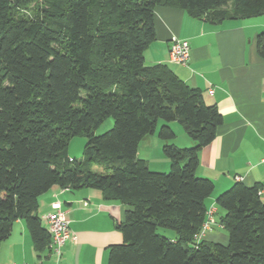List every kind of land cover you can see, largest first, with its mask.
<instances>
[{"label":"trees","instance_id":"trees-1","mask_svg":"<svg viewBox=\"0 0 264 264\" xmlns=\"http://www.w3.org/2000/svg\"><path fill=\"white\" fill-rule=\"evenodd\" d=\"M158 6L211 25L264 18V0H0V246L22 220L41 253L51 237L39 198L55 186L90 188L132 207L106 264H264L257 186L238 182L217 198L228 245L195 239L215 187L196 174L199 153L223 119L168 66L146 65ZM256 46L264 60V33ZM109 118L112 129L95 135ZM173 122L191 148L172 143ZM155 134L165 142L167 173L138 157L141 141ZM77 136L87 139L83 162L67 152Z\"/></svg>","mask_w":264,"mask_h":264},{"label":"crops","instance_id":"crops-1","mask_svg":"<svg viewBox=\"0 0 264 264\" xmlns=\"http://www.w3.org/2000/svg\"><path fill=\"white\" fill-rule=\"evenodd\" d=\"M262 19L211 25L183 10L158 6L154 18L156 39L144 55L147 66L166 65L189 87L200 89L205 103L217 106L222 116L215 139L199 153L196 174L215 186L205 202L207 212L213 210V223L202 240L224 246L229 237L221 225L225 213L217 198L240 182L250 188L257 186L264 201V60L256 46L258 36L264 33ZM174 37L189 44L186 66L170 61ZM176 124L171 123V128L188 147L189 139ZM161 141L157 134L145 137L139 144L138 157L147 162L150 170L167 173L170 162L162 153ZM54 204L61 206L75 235V240L62 248L60 257L50 245L37 253L25 222L20 220L0 246V264L107 263L108 248L123 242L117 224L125 221L126 212L132 207L105 199L100 190L55 186L39 198L38 215L44 228V218L53 211Z\"/></svg>","mask_w":264,"mask_h":264},{"label":"built area","instance_id":"built-area-1","mask_svg":"<svg viewBox=\"0 0 264 264\" xmlns=\"http://www.w3.org/2000/svg\"><path fill=\"white\" fill-rule=\"evenodd\" d=\"M190 58V47L187 41L172 38L170 45V61L172 63L186 66ZM72 161V159H71ZM264 164V158L262 160ZM260 194V192H259ZM53 211L44 218L47 224V231L51 237L50 248L60 257L62 248L68 241L75 240V235L71 232L69 221L66 219L65 212L59 204H54ZM207 218L202 225L201 231L195 236L197 242H200L205 233L210 229L213 223V210L206 214ZM41 264V263H38Z\"/></svg>","mask_w":264,"mask_h":264},{"label":"rangeland","instance_id":"rangeland-1","mask_svg":"<svg viewBox=\"0 0 264 264\" xmlns=\"http://www.w3.org/2000/svg\"><path fill=\"white\" fill-rule=\"evenodd\" d=\"M262 21H264V18L262 19ZM176 123H177L176 125H178L179 129L181 130L182 135H184L185 137H187V139H189L188 136L183 131L182 126L178 122H176ZM163 124H164V122L160 121L159 124H158V128L160 129V127ZM113 125H114L113 118H109L105 122H103L94 131V133L97 136L105 134L106 132H108L109 130L112 129ZM172 130L174 131L173 128H172ZM181 141H182V139H180V136L177 135V138L174 139V143L173 142L172 143L175 146H177L178 148H191L192 147V142H191L190 139H189V141H190L191 145H189L188 147H185V145H183V143H181ZM161 142L165 144V142H163V141H161ZM86 143H87V139L85 137H82V136H77V137H74L73 139H71V141L69 143V146H68V151H67L68 154H69V157L74 159V160H76V161H78V162H83L84 159H85V157H84V148H85ZM175 143H177L178 145H176ZM92 171L97 172V173H105V171L103 170L102 167L96 166V165L92 166ZM158 233L160 235L167 236L169 238L175 237V233L172 232V231H169V230L159 229Z\"/></svg>","mask_w":264,"mask_h":264}]
</instances>
